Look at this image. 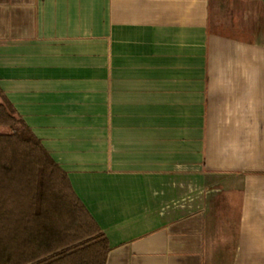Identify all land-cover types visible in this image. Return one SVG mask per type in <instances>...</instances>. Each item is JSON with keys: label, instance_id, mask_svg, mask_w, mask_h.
I'll return each instance as SVG.
<instances>
[{"label": "crops", "instance_id": "crops-1", "mask_svg": "<svg viewBox=\"0 0 264 264\" xmlns=\"http://www.w3.org/2000/svg\"><path fill=\"white\" fill-rule=\"evenodd\" d=\"M0 86L105 264H264V0H0Z\"/></svg>", "mask_w": 264, "mask_h": 264}, {"label": "trees", "instance_id": "trees-1", "mask_svg": "<svg viewBox=\"0 0 264 264\" xmlns=\"http://www.w3.org/2000/svg\"><path fill=\"white\" fill-rule=\"evenodd\" d=\"M107 237L0 86V264H105Z\"/></svg>", "mask_w": 264, "mask_h": 264}, {"label": "rangeland", "instance_id": "rangeland-1", "mask_svg": "<svg viewBox=\"0 0 264 264\" xmlns=\"http://www.w3.org/2000/svg\"><path fill=\"white\" fill-rule=\"evenodd\" d=\"M245 183V180H241V179H238V178H236V179H222V181H221V185H220V188H228V187H232V185H237V184H242V183ZM248 182H250V181H248Z\"/></svg>", "mask_w": 264, "mask_h": 264}]
</instances>
